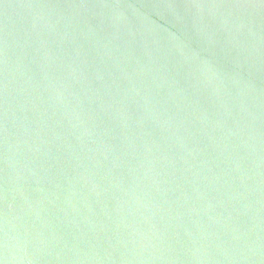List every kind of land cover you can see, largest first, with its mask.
<instances>
[{
    "label": "water",
    "instance_id": "95a60500",
    "mask_svg": "<svg viewBox=\"0 0 264 264\" xmlns=\"http://www.w3.org/2000/svg\"><path fill=\"white\" fill-rule=\"evenodd\" d=\"M0 264H264V0H0Z\"/></svg>",
    "mask_w": 264,
    "mask_h": 264
}]
</instances>
